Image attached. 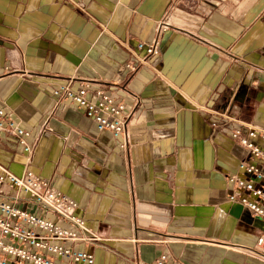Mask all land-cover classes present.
I'll return each instance as SVG.
<instances>
[{
  "label": "crops",
  "instance_id": "0c3cea01",
  "mask_svg": "<svg viewBox=\"0 0 264 264\" xmlns=\"http://www.w3.org/2000/svg\"><path fill=\"white\" fill-rule=\"evenodd\" d=\"M64 82L122 101L123 134L55 104ZM0 107L30 132L28 152L0 135V163L76 203L94 264H264V221L228 199L232 130H264V0H0Z\"/></svg>",
  "mask_w": 264,
  "mask_h": 264
},
{
  "label": "built area",
  "instance_id": "2783aa9c",
  "mask_svg": "<svg viewBox=\"0 0 264 264\" xmlns=\"http://www.w3.org/2000/svg\"><path fill=\"white\" fill-rule=\"evenodd\" d=\"M144 46L148 56H159L161 39L137 44L139 49ZM131 69L135 70V67L132 65ZM51 97L57 105L81 108L93 121L97 132H108L114 138L124 132L125 104L101 87L90 82L73 87L72 83L64 82L51 90ZM2 134L15 137L23 151L30 150L27 142L30 132L0 107ZM231 138L246 150L247 155L239 161L237 172L228 177L233 185L228 199L246 206L253 216L264 221V130L252 123H242L241 127L232 130ZM11 191L18 194L14 201L5 198ZM19 192H24L33 201L37 206L35 211L16 203L20 199ZM75 210L76 203L49 180L31 170L17 175L0 163V264H94L91 252L72 246L73 242L87 239L82 233L85 220L76 215ZM255 243L264 255V232L257 236ZM168 260L167 254L163 253L156 263L165 264Z\"/></svg>",
  "mask_w": 264,
  "mask_h": 264
}]
</instances>
